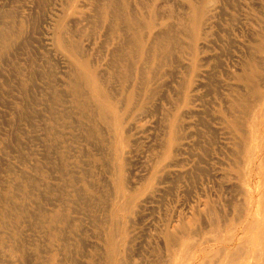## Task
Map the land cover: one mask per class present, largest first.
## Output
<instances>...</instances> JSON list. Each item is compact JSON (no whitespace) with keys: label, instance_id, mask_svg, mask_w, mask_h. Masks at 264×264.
<instances>
[{"label":"bare ground","instance_id":"6f19581e","mask_svg":"<svg viewBox=\"0 0 264 264\" xmlns=\"http://www.w3.org/2000/svg\"><path fill=\"white\" fill-rule=\"evenodd\" d=\"M253 7L258 12L255 21L248 15L241 20L244 16L241 11L245 8L249 14ZM90 10L89 17L83 10L78 12L85 17L86 25L78 18L77 29L70 30L66 19L58 22V47L45 60L44 67L35 68L29 63L28 45L25 42L20 45L18 39L21 37L0 31V62L10 66L8 71L16 80L8 81L10 91L7 93L17 88L24 95L22 103L13 108L18 116L17 121H13L14 127L20 125L21 120H27L31 126L33 108L40 106L44 111L42 117H37H41V126L46 128L40 139L47 149L45 153L48 152L45 155L48 161L44 164L47 170L27 163L29 158L24 157L22 151L28 146L21 145L27 142L14 139L16 131L13 139L0 140V158L11 147L14 153L9 155L12 160L0 162L9 168L7 178L11 185H7L5 197L10 201L15 194L21 193L37 204L33 211L35 216L41 217L45 233L44 251L39 247L45 253L43 264H264V223L259 222V218L264 217V180L252 185L264 167V143L254 144L250 140L258 141L255 126L260 119L264 122V90H261L264 88V0H92ZM249 19L256 23L252 32L256 40L249 46L248 59L241 64L244 71L258 69L259 72L255 77L248 74L230 76L228 71L227 78L231 79L227 81L216 67L220 59L218 53L223 46L230 47L225 39L232 36L230 27L233 29L236 21L242 24ZM18 49H22L23 58H28L25 67L18 61L21 58L16 57ZM215 77L218 78L216 83L212 82ZM206 85L213 90V96H217L214 109L207 110L211 113L208 112L209 116L217 126L224 127L232 145L230 148H234L233 151L229 149L231 155H226L231 168L232 200L224 205L219 194L209 196L208 192H202L196 199L192 197L193 204L188 207H178L171 213L167 209L161 231L142 234L139 219L143 208L156 199L158 202L162 192L189 191L181 176L190 175L192 170L177 171L181 182L176 186L173 181L177 175L173 172V177L170 168L185 164V159L179 157L192 146L189 139L193 134L185 132L184 125L188 122L184 124L183 117L199 105L193 108V102L204 97L197 91L198 87ZM154 117L160 122L154 143L147 141L140 145L141 128ZM198 120L207 123L203 118ZM31 130L22 132L29 141ZM210 131L212 133V129ZM153 134L155 131L150 133L152 137ZM138 153L142 154V161L146 160L145 168L143 173L132 172V169L130 173L128 164ZM198 154L203 155L200 150ZM201 159L198 157L194 161L195 169L200 172L204 171L200 170L204 168L200 167ZM34 160L43 162L38 158ZM94 166L97 169H93ZM98 168L102 170L96 175ZM194 170L192 173H196ZM48 178L51 183L44 185L43 181ZM52 181L57 184L53 185ZM40 185L54 197L47 196L43 189L39 192ZM34 190L45 203L33 197ZM26 198L23 200L28 201ZM218 208L225 215L223 220ZM27 210L26 215L30 217ZM208 212V218L202 217ZM199 216L205 219L204 228L201 225V230L197 231L192 226L195 229L187 231V225L197 222ZM246 232L251 240L241 245L237 237ZM142 237L146 241L141 239L144 244L139 246L147 247L137 252V240ZM154 239L164 241V247L157 249ZM41 242L44 241H40V245Z\"/></svg>","mask_w":264,"mask_h":264},{"label":"rangeland","instance_id":"374dc122","mask_svg":"<svg viewBox=\"0 0 264 264\" xmlns=\"http://www.w3.org/2000/svg\"><path fill=\"white\" fill-rule=\"evenodd\" d=\"M35 2H36V4H35ZM91 2H92V0H91ZM91 2L89 0H80V1L79 0H53V1L52 0H35V1L34 0H0V20H1L0 21V31H3V32H6V31L8 32L9 31L10 33L14 34L15 36L17 35L18 37H21L20 39H18V40H21L20 41V45L23 42L27 43V45H28L29 58L31 59V60H29V63L30 64L32 63V66L35 67V68H39L40 65L44 67L45 60L48 57H51V55L54 53L55 50H57V47H58L57 46L58 45L57 44V39H56L57 38L56 35H57V24H58V22L62 18L66 19L67 23H68V28H70V30L77 29V27L80 25L81 19L83 21L82 23H84L86 25L85 21L83 20V18H85V17H83V16L81 17V14L78 13V12L83 10V11L86 12V17H89V15H91V10H90V3ZM66 4H67V6H66ZM41 5H43V6H41ZM80 5H82V6H80ZM83 5H85V6L89 5V6H87V7L84 6L83 7ZM32 7L35 9V11L33 10ZM39 8H42V9H39ZM16 10L19 11V14H18V12ZM246 11L247 10L245 8L243 9V11H241V13L244 15V16L241 17V20H243V18L246 17V15H248L249 18L254 19L253 21H255V17L254 16H255V14L258 13L256 8L253 7L252 10H250L249 14H247ZM87 14H89V15H87ZM16 15H18V16H16ZM72 17H75L77 19L72 18ZM78 18L80 19V21H79ZM70 19H72V20H70ZM75 20H77L78 23L75 22ZM253 21L252 20L246 21L247 23L243 22L242 24H241L240 21H238V22L236 21L235 25L233 26V29H232V27H230L231 30H232V31L230 30L231 33H232L231 38H230V36L228 38H225L227 44H229L230 47L227 45V46H223L221 51H220L221 48L216 50V51H220L221 52V53L220 52L218 53L220 55V56H218L220 59L218 58L219 61L217 59V61L219 63H217L218 66L216 65V67L218 68V73H219V75L222 74V78L227 80V81H229L231 79V78H227L228 77L227 76L228 71H229L230 76H232L233 74L234 75L235 74L236 75L248 74V75H252V76L257 77L256 74L259 72L258 69L257 70H254V69L250 70L249 69L247 71H244L243 68H242V64H241V62H244V60L248 59V57L250 55L249 54V46L254 40H256V37L252 34L254 28L256 27V23H254ZM33 22H35V23H33ZM252 23H254V24H252ZM27 36H28V38H27ZM28 43H30V44H28ZM50 48H51V51L50 50L47 51ZM31 50H32V52H31ZM17 52H19V53H16V57L18 59L21 58V60H18V61H21L20 65L25 67L27 65L26 63L28 61L27 60L28 59L27 56L23 58L22 49H18ZM49 52L50 53L52 52V53L50 54ZM35 62H37L36 63L37 65L35 64ZM9 67L10 66H8V65H4L3 62H0V74H2V75H0V140L4 139V138L13 139L14 138L13 136H16L15 135V131H16L17 137H19V138L15 137L14 139H16V140L22 139V140H25L27 142L26 144L25 143L21 144L22 147L28 146L26 148V150L22 151V153L24 155L21 153L24 157L29 158V162H27V163L30 164V162H32L33 165L37 164V167L39 165L40 168H44L45 170H47L45 165H46V161H48V158H46L48 152L45 153L47 151V149H46L45 145L42 144L43 142L40 139L41 132H43L46 129L45 127L41 126L42 125L41 124L42 120L40 119L43 116L42 112H44V111L42 110V107H40V106L38 107V109L33 108V110H31V112H33L32 113L33 115H31L32 119H30V120H32L31 126H30V124H27V120H23L24 122L21 120L20 125H17V126L14 127L13 121H17L16 119H18V116L14 113V111H15L14 109L17 108L20 105V103H22V99L21 98L24 97V95L17 88L16 89L14 88L15 90H13L11 93H7V91H10L9 90L10 87L8 86V84H9L8 81L9 82L16 81L15 78L8 71L10 69ZM259 70H261V68H259ZM4 77L6 79H4ZM217 79L218 78L215 77L214 80H212V82L216 83ZM4 80H5V82H4ZM209 81H211V80H209ZM212 82H211V84L213 85L214 83H212ZM38 83H40L39 80H38ZM205 87H206V90H205ZM208 87H209V85H206L204 87L202 86L201 89H200V86L198 87L197 91H199L200 95L201 96L203 95L204 97H202L201 100L200 99L199 100L196 99V101L194 100L195 102H193V104H194L193 108L195 107V104H197V105L199 104V105L196 106L194 109H191V110L187 111L186 114L184 113L185 114V116L183 117L184 121H185L184 124L188 122L187 124L184 125V127H186L185 128V132L188 133V134L191 133L190 135L193 134V136H191V138L189 139L191 141V143L193 142L192 146L190 148H188L187 152H183V154L179 157L180 159H182V158L185 159L184 160L185 164L183 163V164H180L178 166H172L170 168V171L172 172V175H173V172H174L175 176L178 174L177 171L182 170V172H184V170L185 169L187 170V168H189V170H192V171H190V175H188L187 173H184L181 176L182 179H184L187 182V186L185 185V187H186V189L188 188L187 190H189L190 192L189 191L186 192L187 194L184 193L185 191L179 192V190H177V191L176 190H174V191L171 190V191H173L172 193H171V191H168L165 194H164V192H162L161 194H163V195H161V196L163 198L160 196V197H158V200H159L158 202H157V199H156L154 203L148 204V205H150L149 207L148 206L145 207L146 209L143 208V214H141V218L139 219V223H140L139 227H140V229L142 228V231H143V232L141 231L142 234L143 233L146 234V233H149V232L150 233H154V232L157 233L158 231H161L162 227H163V226H161L162 225L161 222L166 218V216H164V215H165V211L167 209L171 210V211H168L169 213H171L173 209H178V207L180 209H182L183 206H187L188 207L189 204H191L192 201L194 199H196V196L200 195L202 192H204V193L208 192L207 195H209V196H212L211 194H213V193L219 194L220 196L223 197V198L222 197L221 198L223 199L224 205H225V202L226 203L229 202L228 201L229 199H230V202L232 200L231 199V197H232L231 193L232 192H231V189L229 187L232 184L229 181L230 178H231L230 174H229L230 171H231V168H230V165H229L228 157L226 155H228V156L231 155L232 152L231 153H229V152L231 150L233 151L234 148H232V149L230 148V147H232V145H231V142H230V140L228 138L229 137L228 134H226L227 133L226 130L223 129L224 127L219 125V124L217 126L216 122L212 121L213 118H211V115L209 116L210 112L207 111V110H211L212 108L214 109V105H215L214 100L217 99V96L216 95L213 96V94H214L213 90L211 88L208 89ZM261 90H264V88H262ZM203 91L204 92L206 91V92L204 94H202ZM10 94H13V96L14 97L16 96L17 98L16 97L14 98ZM254 95L255 94H253L252 97H251L252 101L254 100ZM30 96H34V94L32 93V95H31V93H30ZM202 103L204 105H202ZM203 108L206 109V111H204ZM39 110H41V111H39ZM192 110H193V113H192ZM34 111H36V113ZM38 111L40 112V113H38L39 115L37 114ZM196 111H197V113H196ZM204 112H207V113L204 114ZM189 115H190V117H189ZM37 116H41V117H37ZM208 116L210 118H208ZM157 118H159V117L157 116ZM202 118H203V121L205 120V122L209 123V126H208L207 123L205 125V123L201 122ZM196 119H197L196 122L199 125L194 121ZM198 119H200L201 121H199ZM3 120H5V121H3ZM155 120H156V117H154L153 119H150L141 128V130H142V133H141L142 134V138L141 139L142 140H140V142L142 144H140V142H139L140 145H143L144 143L147 144V141L148 142L150 141L151 144L154 143L153 142L154 138H155L156 134L159 131L158 129H160L159 128L160 127L159 120L157 122ZM152 121H155L156 123L155 122L151 123ZM47 122H48V120H47ZM194 123H196L197 125H195ZM147 125L150 126V127L152 126L153 128L152 127L150 128ZM193 125H195V126H193ZM18 126H19V128H23V129H18L17 128ZM145 126H147V129L145 128ZM154 127H155V129H154ZM214 127H215V129H213ZM217 127L219 128L218 129L219 131L216 130ZM255 127H256L255 130L258 131V134H257L258 141L254 140L255 138L250 139V140L251 141L253 140L254 144H257L260 141L262 143H264V141H263L264 140V122H262V120L260 119V121L257 122ZM13 128H17L18 130L17 129L14 130ZM40 128H42V129H40ZM198 128H199V130H201V131H199V133H198ZM210 128L212 129V133H214V134L211 133V131H210L211 129ZM24 129H26V130H24ZM30 129H32V130H31V133L29 134L30 137H31V139L29 141V140L26 139V136L22 132H24V131H28L29 132ZM36 129L38 131H36ZM64 130H66V129L64 128ZM34 131H36V132H34ZM55 131L56 130H54V133H55ZM152 131H153V133L155 131V134H153V137L150 135V133L152 134ZM190 131H192L193 133L190 132ZM223 131H225V132L222 133ZM196 132H197V134H196ZM146 133H148V134H146ZM198 134H200V135H198ZM203 134H204V136L202 138ZM143 135H146V136H143ZM147 135H149V137ZM195 135H196V137H195ZM68 137L71 138L72 136L68 135ZM143 138H144V141H143ZM150 138L152 139V141H151ZM206 138H207V141H208V142L206 141L207 143L205 142ZM44 139H45V137H44ZM196 140H198L199 142L196 141ZM200 140H204V141L201 142ZM194 142H195V144H194ZM201 146H204V148H201ZM262 146H264V144ZM12 148L13 147H11V149H10L11 151L7 150L6 153H4L6 155H3V158H0V162L3 161V159L12 160L11 157L9 156V155H13L14 154V153H12ZM192 148H194V149H192ZM23 149H25V148H23ZM202 149H203V151H202ZM229 149H231V150H229ZM199 150H200V154H203V155H200V156H202V159L200 158V156H198L199 155L198 154ZM41 153H42L43 157H42ZM193 153H195L194 156H191ZM205 153H207V154H205ZM138 155H139V153L132 159V162H130L131 165H130V163L128 164V166H130V167H128L127 171L130 172V169H132V170H134V171L131 170L132 172H135L137 170V171H141V173H143V170L145 168L144 166L146 164L145 163L146 160H143L144 161L143 162L142 161V158H143L142 154L139 155V157H138ZM188 155H190V156H188ZM198 157H199V159H201L200 167H204L203 169H200V170H204V171H206V173L204 171L200 172L199 170L195 169V167H194L195 166V164H194L195 162L194 161H195V158H198ZM35 158L41 159L43 162L35 161L34 160ZM139 158H140V160H139ZM207 158H208L209 161H207ZM144 159H146V158H144ZM188 160H189V162H188ZM141 161H142V164H141ZM206 163H208L209 165L206 164ZM258 163H260V162H258ZM42 164L43 165L45 164L44 165L45 167ZM192 164H193V167H192ZM263 164H262V167L264 166ZM96 165H98V167H99V164H96ZM0 167H1L0 168L1 169L0 170V177L2 176L0 178V191H1L0 194H2L1 196L4 198L2 200V198L0 196V251L3 250V252L1 251V253H0V264H21V263L22 264H43V256L45 255V253L43 252L44 248H45V246H43V244H45V238H44L45 233L43 231L44 230V226H42L41 223H40L41 217L39 215L35 216L36 213L33 211L35 209L34 207H36L37 204H35L34 200H30V198H26L21 193L20 194L19 193L15 194L10 201L5 197L6 194H8L7 193V185H11L8 182L9 178H7L8 177V169L9 168H7L5 165H0ZM13 167H14V165H13ZM5 168H6L7 171H5V170L2 171ZM139 168H140V170H139ZM191 168H193V169H191ZM26 169L29 170V171L31 170V169H28V168H26ZM93 169H97V168H95V166H94ZM98 169H99V171L97 172L96 175H98L99 172L102 170L100 168H98ZM263 169H264V167L262 168V172H261V169L258 170L259 172H261V174L258 175V178H257L258 180L255 179L253 181V183H252L253 186H256V184L258 185V181H263L264 180V176H262L264 174V172H263L264 170ZM193 170H194V172L196 171V173H192ZM132 172H130V173H132ZM225 172H228V173L226 174ZM223 173H224V175L221 176ZM193 174L196 175L194 177H196L197 179L193 178ZM201 174H203V175L201 176ZM226 175H227V177L224 178V176H226ZM175 176L173 175V177H175ZM39 177H42V179H43V175L40 174ZM181 177H180V175H177V177H175V180L173 182H174V184H176V186H178V184L181 182ZM189 177L192 178L193 182L191 181V178H189ZM198 177H199V180H198ZM178 179H179V181H178ZM223 179L225 180V182L223 181ZM43 182H44V185L45 184L48 185V184L51 183L49 178L46 181H43ZM52 182H53V185L57 184L56 181H52ZM197 182H200V183L197 184ZM44 185L43 186L40 185L39 192L43 191L47 196L49 195V197H54V194L51 193V191H47L45 189ZM211 185H212V187H211ZM196 186L197 187L199 186V187L196 188ZM44 190H46V191H44ZM191 190L194 193L191 192ZM178 192L180 193V195H179ZM37 193L38 192L35 191V195H33V197L35 199L39 200L40 202L45 203L43 198H41V197L39 198V196H36ZM173 193H174V195H173ZM187 195H189V196H187ZM192 197H193V200H192ZM24 198H26L28 201H24L23 200ZM179 198L182 199V200H180ZM42 199H43V201H42ZM12 201L15 202V203H13ZM180 202H181L182 206L180 205ZM1 203H2V205H1ZM43 203H42V205H43ZM45 205L48 207L47 204H45ZM224 205H223V208L225 207ZM227 205H228V203H227ZM12 207H14V208H12ZM23 207H24V209H23ZM219 208H221V207L219 206ZM219 208L217 210V211H219V213L218 212L217 213L219 214L220 219L223 220L225 218V215H223L224 213L222 211H221L222 212V214H221V212H220L221 209H219ZM20 210H21V212H20ZM25 210H27V212L31 215L30 217L28 215H26L27 213H26ZM29 210H31V212ZM37 211H38V209H37ZM33 212H34V215H33L34 217H32V214H31ZM209 213L210 212H208L207 215L202 216V217L208 218L207 216H209ZM27 216H28V218H27ZM259 216H261V214ZM167 217L169 218L170 216H167ZM199 217H198V220H197L198 224H197L196 221H195V223L193 221V222H191L192 224L187 225L188 226V228L186 229L187 231H190V229H192V231H193L194 227H196L197 231L201 230V225H202V228H204L205 219L204 218L202 219L201 216H199ZM261 217L264 218L263 216H261ZM261 217L259 218V222L260 223H262V222L264 223V219H261ZM34 218H36V219H34ZM20 220H22V221H20ZM24 220H26V221H24ZM21 222H22V224H21ZM38 223H40V224H38ZM27 224L28 225L31 224V225L28 226ZM186 224H187V222H186ZM197 225L200 227L199 229H198ZM192 226H194V227L192 228ZM185 228H186V226H185ZM32 229H34L36 232L34 230H32ZM155 229H157V230H155ZM31 233H32V236H30ZM242 237H243V239H242ZM12 238H14V239H12ZM16 239H17V241H16ZM22 239L24 240V242H23ZM141 239L146 241L145 237L144 238L142 237V238L137 240V244L138 245H136V247H135L137 252L142 251L143 246L147 247V245H142V247H141V245L139 246V244H144V241L141 240ZM39 240L40 241L43 240L44 242H41V245H40V241ZM160 240L161 239H159V241ZM250 240H251V235L248 232H246V234L241 233L237 237V241L241 245L247 244ZM141 241L143 243H141ZM152 241H154V243L158 244V245L155 244L156 245L155 247L157 249H159V246H160V248L164 247V245H163L164 241L161 240L160 241L161 243L158 240L156 241L155 239L152 240ZM33 243H34V245H33ZM18 245H21V247L18 246ZM24 247H27V249L25 248V250H24ZM39 247L41 249H43V251ZM138 249H141V250L138 251ZM26 250H27V253L25 252ZM40 250L42 251V253H41ZM30 251L33 252V254ZM24 253H26V255ZM28 254L31 255V256H28ZM32 255H33V257H32ZM27 256H28V258L31 257L32 259L29 258V260H28ZM25 258H27V259H25ZM6 260H8V261H6ZM18 260H20V261H18ZM26 260H27V262L25 263L24 261H26ZM28 261H29V263H28ZM7 262H9V263H7ZM38 262H40V263H38ZM155 264H157V263H155Z\"/></svg>","mask_w":264,"mask_h":264}]
</instances>
